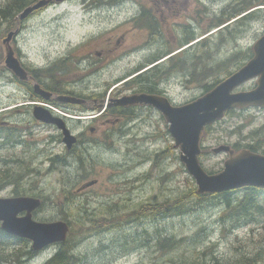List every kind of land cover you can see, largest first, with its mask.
I'll list each match as a JSON object with an SVG mask.
<instances>
[{"label": "rangeland", "instance_id": "obj_1", "mask_svg": "<svg viewBox=\"0 0 264 264\" xmlns=\"http://www.w3.org/2000/svg\"><path fill=\"white\" fill-rule=\"evenodd\" d=\"M56 1L54 6L31 12L22 26H19L21 13L15 16L18 21L10 26L0 19V127L19 129L17 144L0 145V175L3 176L8 166L17 172L18 183L24 187L23 195L41 199L33 218L56 221L66 216L71 225L68 233L70 248L78 256L79 264H244L241 261L245 262L248 257L261 255L264 258V196L256 199L262 210L253 209L249 216L240 214L235 208L244 196L242 192L232 195L231 210L217 199L199 201L192 197L190 190L197 187L195 180L179 159L168 123L156 110L137 107L123 115L104 116L102 140L87 134L81 137L87 140L78 147L87 158L83 163L68 151L54 124L35 120L32 107L23 105L32 99L29 89L21 83L27 79L20 80L5 66L8 45L22 62L21 66L47 67L62 60L64 70L55 74L61 89L69 88L78 95L94 92L99 97L102 96L100 92L106 91V100L113 85L134 72L137 65H146L149 59L157 60L165 56L167 50L180 48L185 43L182 41L191 34L194 41L182 45L173 61L161 63L159 70L166 72L164 84L174 86L171 93L179 100L173 101L174 104H184L252 57V46L264 33L261 0H209L206 6L196 0H185L195 6L182 11L181 17L171 16L166 24L162 22V32L157 37L160 41H144L141 36L127 37L124 48L131 50V43L137 44L138 48L118 65L120 58L114 55H120L122 51L107 59L94 53L104 52L103 40L113 37L110 28L113 23L117 25L125 20L124 15L108 17L106 12L110 11L87 10L82 2L92 0ZM116 1L145 3L148 0ZM6 2L0 0V7ZM250 2L253 3L251 10L256 9L252 14L240 20L232 19L221 30L215 28L218 18L225 15V9ZM9 33H13L10 40L3 42ZM156 53L159 57L154 55ZM122 67L126 69H120ZM72 80L77 81L72 82L76 84L74 88L67 86ZM256 83V79L248 81L236 90L253 89ZM29 85L35 94L41 95L35 88L44 87L35 78ZM58 94L55 96L51 92L49 99ZM117 94L116 97H121ZM105 102L87 101L83 106H64L68 110L57 106L51 111L54 114L63 111L60 116L72 118L81 116L79 111L82 110H88L83 113L86 116L98 115L104 113ZM116 117L123 119L116 124ZM4 122L10 123L11 127ZM68 122L74 134L91 126L88 120ZM220 144L237 146L238 150L255 144L260 147L258 152L263 153L264 109L232 111L205 129L199 159L207 173L223 167L227 154L211 152ZM58 159L62 162L56 164ZM89 173L93 175L89 176ZM91 179L96 183L77 191ZM11 183L0 184V197L14 196ZM166 201H187L189 210L169 218L154 217L148 209L149 213L138 214V211L146 212L141 210V205ZM79 206L93 214L101 213L107 217L112 214L116 224L105 228L110 222L103 217H98L102 220L96 222L105 225L103 230H94L90 222L81 224L76 215ZM166 238L176 243L173 248H161ZM20 241L18 244L7 242L2 250L6 260L1 264H18L14 255L21 256L22 264H45L57 252L56 244L34 251L29 239ZM30 250L34 254H30Z\"/></svg>", "mask_w": 264, "mask_h": 264}, {"label": "water", "instance_id": "obj_2", "mask_svg": "<svg viewBox=\"0 0 264 264\" xmlns=\"http://www.w3.org/2000/svg\"><path fill=\"white\" fill-rule=\"evenodd\" d=\"M49 0H39L27 6L20 14L26 18ZM13 33H9L3 42H8ZM253 56L238 70L224 78L216 86L202 96L181 105H174L166 98L151 94H135L123 96L114 101L120 106L151 105L158 109L168 123V131L174 139V147L179 149V159L187 172L194 178L197 192L214 193L231 189L253 186L264 188V154L241 149L235 152L229 145L221 144L211 149L214 154L221 152L228 154L223 162L222 170L209 174L199 160L201 154V136L207 125H211L223 118L232 109H246L264 107V34L253 44ZM5 66L20 80L27 79V73L15 56L11 46H7ZM257 78L255 88L247 91H235L246 81ZM44 100H48L51 92L36 86ZM60 102L83 103L80 98L71 95H58ZM33 117L44 123L54 124L62 133V141L66 148H70L76 137L66 126L60 116H55L49 108L41 105L33 106ZM96 181H89L81 185V191ZM40 205V199L33 196L0 197V228L8 234L27 238L34 251L47 245L66 240L68 225L61 220L37 221L32 217V211ZM25 211V214L19 215Z\"/></svg>", "mask_w": 264, "mask_h": 264}, {"label": "flooded vegetation", "instance_id": "obj_3", "mask_svg": "<svg viewBox=\"0 0 264 264\" xmlns=\"http://www.w3.org/2000/svg\"><path fill=\"white\" fill-rule=\"evenodd\" d=\"M196 1H199L201 2V5L206 6L209 0H196ZM56 3H57L56 0H49L48 4H46L45 6L51 7V6L56 5ZM82 4L84 5V7H87V10L88 9L89 10L99 9V11H104V12L110 11L108 13L106 12V15L108 17L113 16L114 14L117 16L120 14L124 15L125 20L121 21L117 25H114V23L112 24L113 26L110 28V32H112L113 37H108V39L106 38L103 40V42L105 41L104 46H103L104 52L101 53V52L96 51L94 53L98 57L107 59V58H110L114 53H118L122 51L120 55H114L115 57L120 58V60L116 63V65L120 64L123 59H126V57H130L138 48L137 44L135 43H131L132 44L131 50L130 48H124L127 37L130 39L135 36H141L145 38L144 41H152V40L160 41L159 39H157V37L160 36L162 32V29L160 28L161 23L164 22L166 24V21L169 20V17L171 16L181 17L182 11L189 9L190 8L189 6H195V4L185 2V0H148L145 3L143 1L128 2V1L105 0L103 2H100V1L92 0V2H82ZM129 10H131L130 13H129ZM14 20L18 21L17 18H14ZM26 20L27 19H19V26H21V24L24 23ZM154 55H158L159 57L158 53ZM154 55H152V57ZM175 56L176 54L169 53L159 58L161 60L155 64L151 62L146 65H141V64L137 65L134 68V72L122 78L121 80L117 81L113 85V88L110 90L106 101H113V99L119 98L115 96L117 92H118L117 95L120 94L122 97L129 95V94L130 95L151 94V95L164 97L168 101H172V102L179 101L176 98L175 94L171 93V91L174 89V86L171 87L170 85L164 84V80H167L166 72L159 74L161 63L167 61V64H168L169 59L170 61H173ZM31 69L33 68L26 67L28 78H27V81H24V83H22V85L28 89L30 86L29 82L33 80V74H31ZM120 69L123 70L126 68L122 67ZM153 73H155V76L153 75ZM55 74H57V72L54 73V78H53V72H52V75L46 76V82H48V89L45 88L46 90L53 92L55 96L58 93H60L58 95L75 96V97L80 98L82 101H85L84 103H80L82 105L86 104L87 101H105L104 96L106 94V91L100 92V95L102 96L99 97L98 94L94 92H91V93L82 92L81 95H78L76 92H74L73 90H70L69 88H67L68 90L61 89V87L57 85L58 80L55 78ZM72 82L77 83V81L72 80L71 82L67 83V86L70 88H74L73 85H76V84H73ZM83 83L85 84V82ZM58 87H60L61 91L56 93V89ZM86 87L87 86H85V90H86ZM106 88L107 86L104 87V89ZM113 90L115 91L111 94ZM55 96L49 99L48 103L54 105L55 103L54 101H59L56 99ZM194 98L195 97H193L190 101H192ZM23 105H28V107H32L34 104H33V101L32 102L29 101L28 103H25ZM59 105L62 106V104H59ZM137 106L147 107V108L149 107L148 105L146 106H143V105L116 106L112 104L108 106V110H111V109L113 110V109L118 108L120 110H125L124 112L127 113L129 111V108L136 109ZM150 107L154 109L153 106H150ZM106 115L108 114L105 113V114L99 115L97 117H94L88 120L89 123H91V126L88 129L81 128L77 132L76 134L77 142L76 143H82V142L84 143L86 141V140L83 141L84 139L81 138L84 136V134H87L88 136L91 135L97 140H102L103 132L101 131V127L103 125H101V122H103V117ZM64 119L67 123V126L71 130V126L69 125L68 121L69 120L75 121V120H72L69 116L65 117ZM122 119L123 118L116 117V120H117L116 124H118L119 121H121ZM77 122H82V121H77ZM108 122L109 124L111 123L110 121ZM4 123L7 127H11L10 123L8 122H4ZM97 133H99L100 136ZM40 205H41V201H40ZM40 205L32 211V214L34 211H36L40 207ZM22 214H25V211H23Z\"/></svg>", "mask_w": 264, "mask_h": 264}, {"label": "trees", "instance_id": "obj_4", "mask_svg": "<svg viewBox=\"0 0 264 264\" xmlns=\"http://www.w3.org/2000/svg\"><path fill=\"white\" fill-rule=\"evenodd\" d=\"M35 1H37V0H7V2L3 6L0 7V19L5 21L9 26L12 25V23L15 22V20H14L15 16L17 14L21 13V11H23L25 7H27L28 5L32 4ZM260 2H262L261 4L264 5V0H261ZM232 7L234 9L232 11H230L232 9ZM232 7L225 9L223 11V13L225 15L222 17H219L217 23L214 24L215 27H220V26L225 24L224 26H222L218 30H221V29L225 28L227 25H229V22L232 19L240 20L244 17L246 18L247 16H249L250 14H252L256 10V9L251 10L253 8V3H251V2L246 3L245 5H241L239 7H237V6H232ZM229 11H230V14L227 15V12H229ZM243 12H246V13L244 15H241ZM22 24H21V26H22ZM193 39H194L193 36L191 34H189L182 42H185L184 44H187L188 42L192 41ZM184 44H182V45H184ZM167 52H169V51L167 50ZM250 56H251V54L249 55V57ZM154 59L155 58L149 59L148 63L153 62ZM63 63L64 62L62 60H59L57 62H52L50 64V66H47V67H39V68L38 67H32V66H28V67L33 68V69H31V74H33V79L35 78V80H37L39 82L41 87L48 89V82H46V76L52 75V72H53V78H54V73L59 72L60 69L64 70ZM65 66L68 67L69 65H67L65 63ZM2 68H4V66ZM52 68H53V70H52ZM161 72H162V70H161ZM231 72L232 71H228L226 75H229ZM153 75L155 76V73H153ZM86 77H87V75L85 76V78ZM218 82H219V80H217L212 85L210 84V85L206 86L205 92L210 90ZM21 83H24V81H22ZM59 88L60 87H58L56 89V93L61 91ZM29 91L32 94L31 97L33 99L39 98L38 95L35 94V92L33 91L31 85L29 86ZM54 102H55L54 105L59 106V108H61L62 110H68L66 108L67 107L66 105H68V106L69 105H75V104L63 103V102H59V101H54ZM59 104H62V106L60 107ZM63 105L66 107H64ZM115 111H117L120 114L122 113V111L120 109H113L110 112V114H112V115L115 114L116 113ZM209 127L210 126H207V128H209ZM2 132H3V136L0 137V145L17 144L16 139H17V136L19 134L18 128H6V127L4 128L1 126L0 127V135L2 134ZM59 137H61V135ZM79 146H80V143H76L71 148V150H72V153H74L75 156L78 157L79 159H81L82 162L84 163V160H86L87 158H86V155L80 150V148H78ZM233 147L237 149V146H233ZM245 147L250 149L251 151H254V152H258L260 150V147L255 145V144H249V145H246ZM60 160L62 162V159H60ZM60 160L59 159L56 160L55 163L59 164ZM3 163H4V165L7 164L4 161H3ZM8 168L9 167L7 166L4 169L3 176L0 175V184L4 183V182L12 181L11 184L14 185V189H13L12 194L13 195L25 194L24 187L18 183V181L20 179L17 177V172L12 171L10 168L9 169ZM87 174L88 173H85L86 176H88ZM90 175H93V174L89 173V176ZM236 192H242L244 194L243 198L235 206L236 210L239 211L240 214H243L245 216H249L250 211L253 209H256L257 211L262 210L261 206L259 204H256V199L258 198V196H264V189H261V188L248 186V187H243V188H239V189H235V190H228V191H222V192H216V193H205V194H199L196 191V188H193L190 190L191 196L197 197L199 201L217 199L220 202H223V205L227 209H230V210L232 209V205L234 203V200L232 199V195ZM177 200H179V199H177ZM147 204L141 205V210H146V212L138 211V214H141V213L145 214V213H149V211H150L152 216H154V217L163 216L165 218H169V217L183 215V214L187 213L189 210V203L187 201H185V202H182V201H175V202L166 201V202H162V203H147ZM147 209L149 211H147ZM76 215H78V217H79L78 221L81 224H84L85 222L93 223V229L94 230H103L105 228H108L109 226L115 225L116 224L115 222L117 221L116 219H113L112 214H110L109 217H107L106 215L101 214V213H100V215L99 214H93L92 212H88L86 208L80 207V206L77 208ZM98 217L106 218L110 222V223L107 222L106 226L107 225L108 226L104 228L105 225L102 226V225L97 224L96 223L97 221L102 220V219H98ZM61 219L67 220V224H69V227L71 226L70 221L66 216L65 217L62 216ZM20 240H22V238H19V237L14 236V235H9L6 232H4L3 230H1V228H0V264L4 260H6V257L4 255H2V250L6 248L5 245H7V242L8 243L13 242L15 244H18V243H21ZM70 242H71V239H70V235L68 234L67 239L64 242L59 243L57 245V252L45 264H79V258L76 254H74V252L70 248ZM175 244L176 243L174 241L166 238V239H164V244L161 243V248L171 249V248H173V246ZM30 254H34V251L31 252V250H30ZM10 258L12 259V256ZM13 258H16V262L18 264H22L24 262L21 259L20 255H14ZM262 260H264V258L261 255H258L256 257H248L245 259V262L243 260L241 262L244 264H261ZM191 264H194V263H191Z\"/></svg>", "mask_w": 264, "mask_h": 264}, {"label": "bare ground", "instance_id": "obj_5", "mask_svg": "<svg viewBox=\"0 0 264 264\" xmlns=\"http://www.w3.org/2000/svg\"><path fill=\"white\" fill-rule=\"evenodd\" d=\"M58 220L64 221V220H62V219H58ZM64 222H66V221H64Z\"/></svg>", "mask_w": 264, "mask_h": 264}]
</instances>
